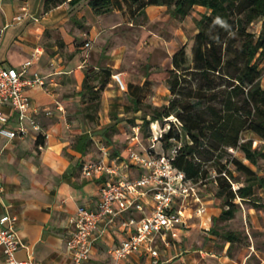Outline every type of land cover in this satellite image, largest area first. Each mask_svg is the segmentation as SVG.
<instances>
[{
    "label": "crops",
    "instance_id": "1",
    "mask_svg": "<svg viewBox=\"0 0 264 264\" xmlns=\"http://www.w3.org/2000/svg\"><path fill=\"white\" fill-rule=\"evenodd\" d=\"M44 5L45 0H0V62L20 67L39 48L28 75L37 72L46 81L44 86L25 89L32 108L29 116L22 121L11 106H3L9 117L8 126L15 130L23 127L27 133L12 139L0 134V216L9 214L13 218L22 242L17 252L19 259L31 256L40 264H72V257L66 250L70 216L79 205L97 209L100 187L106 180L139 176L143 172L142 167L130 164L124 168L121 165L128 156V147L131 145L141 152L146 150L153 145L154 135L162 128L159 120L151 121L152 135L145 144L142 124H138L139 141L131 142L130 134L126 145L118 147L120 134L115 133L112 140L105 134L107 128L116 127L114 123L108 125L107 122L111 121L108 116H103L101 122L92 128L87 125V115L80 109V93L87 71L108 66L113 73L121 72L128 79L130 77L129 72L120 69L125 59V48L108 46L112 38L111 30L125 24L121 10L96 14L88 0H66L47 11ZM165 9L164 5H150L143 16L158 23L161 19L181 23L166 11L161 12ZM204 12L209 10L205 8ZM18 14L23 19L14 21ZM197 31L198 28L194 33ZM88 38L101 46L93 45L87 56V51L83 50V46H78V42ZM145 80L146 71L143 82ZM113 83L110 82L104 92L102 114L109 105L115 113V97L128 89V84L126 90H122L115 81ZM134 88L137 87L134 85ZM32 121L39 125V130L34 128ZM82 134H88L91 139L85 151L76 148ZM158 143H161L160 139L155 143L156 152H164L158 150ZM101 146L107 148V155H103ZM101 159L110 166L120 165V173L111 174L104 170L91 177L84 175L83 165L86 162ZM201 197L205 212H194L196 203L192 204L189 210L193 214L187 215L186 226L180 229L179 236L170 237L168 246L159 240L160 257L157 264H170L171 259L161 262V258L177 244L182 246L180 238H188L192 228L199 226L206 231L211 230L208 212L211 210L216 215L218 212L210 205L212 200L203 193ZM143 203V212L130 210L125 217L140 218L143 214H149L152 200L144 198ZM127 235L128 232L118 223L111 224L107 219H102L93 231V249L84 264H109V248L120 243ZM177 256L180 257L171 264H189L186 255L178 253ZM3 260L4 254L0 249V263ZM124 264L153 262L152 257L141 249L125 258Z\"/></svg>",
    "mask_w": 264,
    "mask_h": 264
},
{
    "label": "trees",
    "instance_id": "2",
    "mask_svg": "<svg viewBox=\"0 0 264 264\" xmlns=\"http://www.w3.org/2000/svg\"><path fill=\"white\" fill-rule=\"evenodd\" d=\"M64 1L45 0V10ZM88 4L96 14L119 9L132 17L145 14L150 5H164L167 13L178 19L188 16L196 6L209 10L195 19L198 31L174 52L170 68L147 67L146 82L165 83L172 99L168 105L154 108L150 119L145 116L143 122L148 128L151 121L172 115L180 122L177 131L170 125L160 142L166 141L167 146L172 140L180 142L175 145L174 165L184 171L188 181L198 185L200 193L208 181L216 183V196L224 204L211 228L218 234L215 221L235 217L239 209L236 200L256 202L255 189L264 187V176L251 166L264 160V71L259 67L264 57V22L257 37L248 31L250 24L264 19V0H88ZM236 40L240 45L233 47ZM112 75L110 68L87 71L81 96L98 98ZM91 78L99 79L100 87L91 85ZM133 103L138 109L139 100L134 98ZM94 109L98 110V103ZM87 117L95 118L90 112ZM245 131L253 132L260 141L243 138ZM90 143L89 135L82 134L76 148L85 151ZM230 148L249 163L235 156L222 162ZM211 160L214 164L209 169L205 164ZM235 171L244 175L243 180ZM234 182L239 183L237 187ZM222 236L229 242L237 239L233 231H225Z\"/></svg>",
    "mask_w": 264,
    "mask_h": 264
},
{
    "label": "built area",
    "instance_id": "3",
    "mask_svg": "<svg viewBox=\"0 0 264 264\" xmlns=\"http://www.w3.org/2000/svg\"><path fill=\"white\" fill-rule=\"evenodd\" d=\"M22 19L21 14L14 17V21ZM89 44L86 42L85 46ZM39 50L37 48L33 57L22 63L20 67L7 66L0 62V134L10 139L18 135L23 136L27 131L23 127L15 130L8 126L9 117L4 112L3 106H11L17 113L18 119L22 121L29 116L32 108L25 89L46 84L44 77L37 72L28 75ZM112 77L120 89L126 90L127 83L123 73H113ZM32 124L35 129H40L35 121H32ZM139 133L140 126H134L130 141L138 142ZM163 134L164 130L161 129L154 135L153 145L142 152L131 145L128 147V156L123 159L121 165L124 168L130 164L142 167L143 172L139 176L106 180L100 187L98 208L79 205L76 212L70 216L66 250L72 257V264H84L90 258L94 243L93 231L102 219H107L111 224L118 223L128 232L125 239L109 248V264H124L125 258L141 249L152 257L153 264H157L160 257L159 240L168 246L171 242L170 237L179 236L180 229L186 226L187 215L193 214V211L189 210L192 204L196 203L194 212L198 214L205 212L206 208L198 185L188 181L184 171L174 165L178 147L175 146L168 153L156 152L155 143ZM230 150L235 151L233 148ZM101 151L103 155L108 154L105 146H101ZM120 169V165L110 166L102 159L89 161L83 165V173L88 177L102 173L104 170L111 174H119ZM144 198L152 200L149 214H143L140 218L125 217V213L130 210L143 212ZM21 245L11 215L0 216V249L4 254V260L0 264H40L31 256L27 259H19L17 252Z\"/></svg>",
    "mask_w": 264,
    "mask_h": 264
},
{
    "label": "rangeland",
    "instance_id": "4",
    "mask_svg": "<svg viewBox=\"0 0 264 264\" xmlns=\"http://www.w3.org/2000/svg\"><path fill=\"white\" fill-rule=\"evenodd\" d=\"M163 11H166V9L161 12ZM204 11L205 8L203 7H195L188 16L179 19L181 23H175L169 19H161L158 23L144 17L143 14L132 17L128 12L121 11L125 24L111 30L112 38L108 46L125 48V59L120 69L130 73L129 79L126 74H123L128 89L115 97L117 105L115 113L111 111L112 108L109 105L106 111L103 110L104 113L102 114L104 92L110 82L114 84L112 76L108 79L105 88L99 91L98 98L90 99L88 95L81 96L80 109L84 111V114L87 115L90 112L95 117L94 120L87 117V125L93 128L101 122L102 118L108 116L111 120L107 122L108 125L114 123L116 127L115 129L109 127L105 131L111 140L115 133H119L121 138L117 142L118 147H123L128 141V136L133 132V127L142 124L141 129L145 134V144H148V137L152 135V130L150 126L148 128L144 126L143 118L146 116L147 119H150L154 108L168 105L172 99V94L163 82L148 83L146 80L143 82L146 68H170L174 52L197 30L195 19H199ZM263 22L264 19L253 22L248 26V31L254 33L257 37L262 30ZM89 39L78 42V46H83V50L87 51L86 54L92 50L93 45L95 47L101 46L98 42ZM85 41L90 44L85 46ZM232 42L233 47L240 45L238 40ZM259 67L264 71V57L259 60ZM105 68L110 67L106 66ZM100 69L93 70L98 72ZM261 82L263 84L262 79ZM140 83L143 84L140 85ZM90 84H96L98 87L101 85L100 80L97 78H91ZM134 85L137 88L133 89ZM133 98L139 100L138 109L134 106ZM95 103H98V110L94 109ZM88 105L91 106L88 107ZM86 107H88V110ZM159 123L164 133L168 131L170 125L176 131L180 126L179 121H176V117L173 115L166 119H159ZM243 138H253L260 141L258 136L251 131H245ZM183 141H185V136ZM173 144L179 145L180 142L172 140L171 146H167L166 141L163 140L157 144V148L168 153ZM233 156L249 163L240 152L237 150L233 152L229 149L225 152L221 161L225 163L227 159ZM213 164V160L208 161L205 167L209 166L210 169V165ZM229 165L235 170L232 163ZM251 166L259 175L264 176V160L258 166ZM211 172L215 173L212 169ZM235 175L243 180L244 175L242 173L235 171ZM238 184V182H234V187H237ZM202 193L212 200L210 205L215 207L218 212V215L213 214L211 210L208 212L212 228L214 217L221 214L224 204L222 199L216 196L215 182L208 181ZM255 198L256 202L242 201L238 198L236 202L239 203V209L235 217L215 221V229L219 232L218 234L212 230L206 231L199 226L192 228L188 238L184 240L183 237L180 238V241H183L182 246L177 244L175 248L169 249L167 254L161 258V262L171 259L169 263H175L180 257H176V255L182 253V255H186V261L189 264H264V187L255 189ZM225 231H233L236 233L237 239L233 242L227 241L222 236Z\"/></svg>",
    "mask_w": 264,
    "mask_h": 264
}]
</instances>
